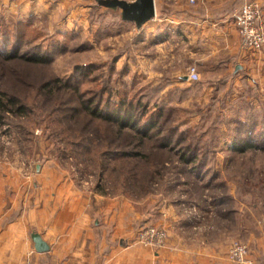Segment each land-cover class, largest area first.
Wrapping results in <instances>:
<instances>
[{"label": "rangeland", "instance_id": "1", "mask_svg": "<svg viewBox=\"0 0 264 264\" xmlns=\"http://www.w3.org/2000/svg\"><path fill=\"white\" fill-rule=\"evenodd\" d=\"M89 3L84 9L75 11L77 7H73V10H65V16L71 13L74 16L70 26L61 24L65 20L61 16L63 10H56L57 17L53 18L46 14L38 18L32 15L18 21L6 16L0 7V32L8 26L13 34L25 38L23 51L28 43L30 47L43 45L46 52L52 53L50 62L41 65L0 59V74H5L2 85L9 86L10 95L18 96L25 103L30 101L28 105L33 109L20 117L13 113L6 115L4 124L0 123V127H7L3 132L16 135L15 140L22 142L32 163L58 164V170L66 171L75 187H80L79 190L104 191V195L111 198L121 196L127 202L128 210L124 212L125 216L122 215V238L117 243L129 248V255L138 248L148 249L152 254L157 252L158 255L178 236L181 240H200L197 230L203 227L204 215L199 206L205 204L201 195L207 193L212 197L213 193H223V190L222 186L218 189L199 185V178L215 184H218L216 181L220 177L235 180L241 194L255 196L258 204L264 205V149H261L264 146L263 95H255L258 102L255 100L253 123L228 120L234 117H228V114L237 113V106L228 104L225 97L204 104L199 99L208 96L201 95L199 85H192L193 82L183 86L175 84L179 75L192 66L190 52L185 49L181 37H176L173 43H162L150 32L137 30L135 22L123 21L120 9L100 6L96 0ZM13 46L14 42L11 41L7 47L11 49ZM55 77L75 85L87 98L100 93L104 103L110 99L112 106L122 102L126 103L124 106L133 104V112L139 118H142L144 110L147 112L144 115L146 119L156 107H162L166 113L163 135H170L174 131L175 142L184 136L185 142L183 140L179 146L175 145V150L168 151L163 158L155 149L157 146L154 142L145 140L141 149L151 159L140 161L141 166L138 167L150 169L155 174L151 182L128 187L123 180L127 169L122 170V166H131V163H125L124 158L111 156V165L115 164L116 170L115 165L111 168L107 161L102 160L103 157L80 158L81 155L68 153L71 148L66 143V134L60 136V141L54 137V130L63 132L61 128H54L56 123L51 121L57 114L40 106V99L34 102L32 88L27 84L35 86ZM68 91L64 89L56 94L62 95V92ZM137 137L133 131H128L122 135L121 142L130 141L131 146L127 149L133 150ZM244 139L255 142L257 148L246 153L233 149L234 142ZM4 142L5 147H11L12 143ZM186 146L201 152L197 163H182L179 150ZM112 149L115 151V148ZM202 161L205 164H201ZM220 164L226 169H218L217 165ZM121 172L122 178L119 176ZM224 198L222 196L220 201L227 203ZM188 204L190 208L186 206ZM190 215L188 226L180 223L183 217L186 220ZM169 219L175 230L174 235H170L169 228L167 230L164 226ZM227 221L225 224H231L229 218ZM239 223L242 224V219H239ZM150 227L165 233L161 245L150 246L139 242V233ZM242 236L232 237L228 234L227 239L223 240L225 247H228V261L237 264L231 256V248L238 242L248 247L247 263L246 260L244 263L258 264L250 258V246Z\"/></svg>", "mask_w": 264, "mask_h": 264}, {"label": "crops", "instance_id": "2", "mask_svg": "<svg viewBox=\"0 0 264 264\" xmlns=\"http://www.w3.org/2000/svg\"><path fill=\"white\" fill-rule=\"evenodd\" d=\"M248 1L262 7L264 27V0H200L195 5L155 0L156 16L141 28L136 25L137 30L150 32L162 43L181 37L200 79L191 81L188 68L175 84L199 85L201 95L208 96L199 99L204 104L225 97L228 104L237 106V113L228 114L234 116L228 120L243 122L255 120V95L264 99V49H242L235 20L241 5ZM89 2L0 0V7L6 16L18 21L32 15L53 18L56 10H63L61 24L70 26L74 16H65V10L84 9ZM4 133L0 131V264H232L223 242L228 234L243 235L250 246V258L264 264V205L258 204L255 196L241 194L235 180L220 177L215 184L197 179L199 185L222 186L223 190L212 197L201 195L205 204L199 206L204 215L203 227L197 230L199 241L181 240L176 234L178 239L171 240L158 255L141 248L129 255V248L117 243L122 238V215L128 210L121 196L79 190L66 171L58 170V164L32 163L15 134L10 133L7 142L11 147H5ZM222 196L228 204L220 201ZM191 217H183L180 223L188 226ZM228 218L231 224H225ZM166 222L165 228L174 235L171 219ZM35 236L47 244L46 251L37 250Z\"/></svg>", "mask_w": 264, "mask_h": 264}, {"label": "trees", "instance_id": "3", "mask_svg": "<svg viewBox=\"0 0 264 264\" xmlns=\"http://www.w3.org/2000/svg\"><path fill=\"white\" fill-rule=\"evenodd\" d=\"M7 27L3 32H0V59L6 61L20 60L36 65L50 62L52 53L46 52L45 46L34 45L30 47L27 43L26 50L23 51V42L25 38L21 37L20 34H13L11 30L8 29L9 27ZM11 41L14 42V46L9 49L7 46ZM7 76L8 75H6V77ZM4 80L5 74L1 72L0 123L3 124L5 120L4 117L9 113H13L20 117L25 113L29 114L30 111L33 110L28 105L30 101L25 103V101L21 100L18 96L9 94V86L7 84L6 86L2 85ZM27 86L30 89L32 88L31 94L34 95V102L40 99L42 101L40 106L48 108V111H55L57 114L55 119L51 121L56 123L54 128H61L63 132L54 130V137L59 140L60 136L64 137V134H66V143L71 148L68 153L81 155L82 157L79 156L80 158H88L91 156L93 159H97L103 157L102 160L107 161L111 168L115 165H111V156L122 157L124 161L126 160L125 163H131V166H122V170L127 169V172L124 173L123 180L125 181L124 185L128 187L129 185L131 186L138 183L151 182L155 174V172L152 174L150 169L138 167L141 166L140 161L151 159L150 155L141 149V147L145 145V140L153 141L157 146L155 149L160 152V157L164 158L168 154V151H174L176 148L175 145L179 146L183 140L186 139L184 136L175 142L174 131H171L172 133L170 135H163L166 113L162 107H156L154 113L145 119L144 115L147 114L146 110L143 111L142 118H139L133 112V104L128 103L127 106H124L126 104L125 102H118L119 105L112 106L110 99L104 103L100 93H98L96 97L93 96L94 98H87L80 93L79 88L75 85L68 84L61 78H48L47 81H43L39 83V85L34 86L28 83ZM64 89L65 91H69L67 93L62 92V95L56 94L57 91H63ZM61 107L63 108L60 109ZM98 122L100 123L99 125L96 124ZM250 123H253V121L249 122V124ZM102 125H104V127ZM128 131H133L134 134L138 136L136 144L138 146L137 150L135 149L136 145H134L133 150L127 149L131 146L130 141L121 142L122 135ZM159 139H161V141H156ZM112 148H115V151H113ZM256 148V143L249 139L233 143V149L240 153H246ZM261 149H264L263 145ZM179 151L182 163L195 164L199 161V153L201 152H198V150L193 151L190 146H186L185 149H180ZM132 162H135V164ZM164 162L165 161H163V163ZM201 164H205V162L202 161ZM114 168L117 170L116 165ZM119 176L122 178V172Z\"/></svg>", "mask_w": 264, "mask_h": 264}, {"label": "built area", "instance_id": "4", "mask_svg": "<svg viewBox=\"0 0 264 264\" xmlns=\"http://www.w3.org/2000/svg\"><path fill=\"white\" fill-rule=\"evenodd\" d=\"M166 3L173 4L182 1L195 5L200 0H164ZM263 16L262 7L255 1H248L241 5L236 13V25L241 39V47L244 50L260 51L264 49V27L261 24ZM188 77L191 81L200 79L199 72L195 66L189 67ZM1 130H7V127H0ZM6 142H10L9 132L4 133ZM165 233L150 227L139 233L138 240L144 245L159 246L165 240ZM248 247L245 244L236 242L231 248V256L236 259L237 264L247 263ZM246 260V263H244Z\"/></svg>", "mask_w": 264, "mask_h": 264}, {"label": "water", "instance_id": "5", "mask_svg": "<svg viewBox=\"0 0 264 264\" xmlns=\"http://www.w3.org/2000/svg\"><path fill=\"white\" fill-rule=\"evenodd\" d=\"M100 6L120 9L122 18L126 21H133L138 28L156 16L155 0H135L132 2L126 0H97ZM34 241L39 251H46L47 244L40 236H35Z\"/></svg>", "mask_w": 264, "mask_h": 264}]
</instances>
